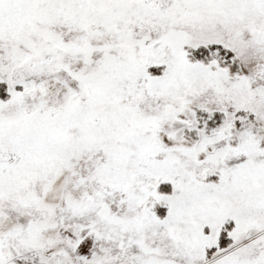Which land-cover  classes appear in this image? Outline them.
Returning <instances> with one entry per match:
<instances>
[{
    "label": "snow or ice",
    "instance_id": "6c2138e0",
    "mask_svg": "<svg viewBox=\"0 0 264 264\" xmlns=\"http://www.w3.org/2000/svg\"><path fill=\"white\" fill-rule=\"evenodd\" d=\"M0 264H264V0H0Z\"/></svg>",
    "mask_w": 264,
    "mask_h": 264
}]
</instances>
